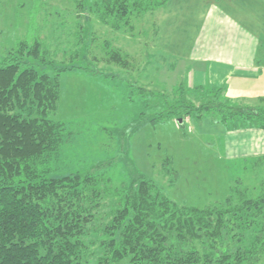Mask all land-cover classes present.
I'll return each instance as SVG.
<instances>
[{
  "label": "trees",
  "instance_id": "obj_1",
  "mask_svg": "<svg viewBox=\"0 0 264 264\" xmlns=\"http://www.w3.org/2000/svg\"><path fill=\"white\" fill-rule=\"evenodd\" d=\"M168 1L76 0V12L120 31ZM29 45L21 44L22 54L40 53V42L26 51ZM24 59L0 60V264H113L127 256L130 264H264L261 175L255 182L236 179L225 197L203 206L172 198L161 182L143 173L121 184L106 179L99 166L48 176L44 166L67 135L64 121L53 117L61 74L101 70L81 65L60 66L56 73L33 65L21 69ZM108 59L133 66L121 48ZM42 64L55 68L57 63L44 59ZM137 88L141 96H161L163 107L149 120L172 117L183 123L211 114L219 122L251 120L264 129V98L239 105L221 88L197 98L184 84L171 92L144 84ZM251 159V167L264 168V156Z\"/></svg>",
  "mask_w": 264,
  "mask_h": 264
},
{
  "label": "rangeland",
  "instance_id": "obj_2",
  "mask_svg": "<svg viewBox=\"0 0 264 264\" xmlns=\"http://www.w3.org/2000/svg\"><path fill=\"white\" fill-rule=\"evenodd\" d=\"M77 3L0 0V60L22 55L21 69L33 65L50 73L72 65L101 70L100 74L88 69L61 74V99L53 117L64 121L67 135L59 152L44 166L48 176L99 166L106 179L121 184L143 173L161 182L172 198L201 206L225 197L238 178L255 182L260 175L264 177V168L251 167V158L264 151V142L247 145L241 128L228 133L232 120L224 125L212 121L211 114L186 118L183 123L172 117L148 119L162 109L161 96L149 93L148 98H141L137 86L166 89L158 80V70L149 67V60L161 64L164 55L152 38L159 11L145 13L132 22L131 29L119 31L94 15L87 21L84 14L77 15ZM23 42L31 45L26 51L40 42V53L22 54ZM116 48L131 55L132 67L108 59ZM44 59L55 60V68L43 65ZM171 61L172 69L161 67L160 77L180 74L179 79L186 81L181 71L184 62ZM130 263L127 256L113 264Z\"/></svg>",
  "mask_w": 264,
  "mask_h": 264
},
{
  "label": "crops",
  "instance_id": "obj_3",
  "mask_svg": "<svg viewBox=\"0 0 264 264\" xmlns=\"http://www.w3.org/2000/svg\"><path fill=\"white\" fill-rule=\"evenodd\" d=\"M158 11L152 38L164 55L161 64L149 60V67L158 70L165 90L184 84L197 98L221 88L239 105L264 98V0H169ZM171 59L184 62L186 81L180 74L160 77L161 67L172 69ZM234 128L245 130L247 145L264 142V129L251 120L234 121L228 133Z\"/></svg>",
  "mask_w": 264,
  "mask_h": 264
},
{
  "label": "water",
  "instance_id": "obj_4",
  "mask_svg": "<svg viewBox=\"0 0 264 264\" xmlns=\"http://www.w3.org/2000/svg\"><path fill=\"white\" fill-rule=\"evenodd\" d=\"M180 121H182V118H180Z\"/></svg>",
  "mask_w": 264,
  "mask_h": 264
}]
</instances>
